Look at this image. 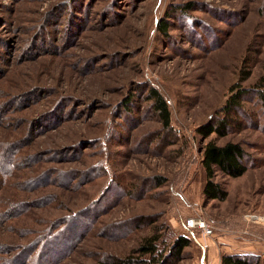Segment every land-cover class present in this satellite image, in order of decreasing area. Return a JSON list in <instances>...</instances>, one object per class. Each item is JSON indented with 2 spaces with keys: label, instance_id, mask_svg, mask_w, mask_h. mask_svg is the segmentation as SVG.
Instances as JSON below:
<instances>
[{
  "label": "rangeland",
  "instance_id": "rangeland-1",
  "mask_svg": "<svg viewBox=\"0 0 264 264\" xmlns=\"http://www.w3.org/2000/svg\"><path fill=\"white\" fill-rule=\"evenodd\" d=\"M246 60L253 88L264 0H0V264H100L154 235L191 240L176 264L264 258V94L244 97L228 136L198 131L222 118ZM211 141L254 166L217 174L225 202L203 194Z\"/></svg>",
  "mask_w": 264,
  "mask_h": 264
},
{
  "label": "trees",
  "instance_id": "trees-1",
  "mask_svg": "<svg viewBox=\"0 0 264 264\" xmlns=\"http://www.w3.org/2000/svg\"><path fill=\"white\" fill-rule=\"evenodd\" d=\"M191 7V6H189ZM158 29L164 35L168 33V23L160 21ZM249 61L244 62L239 74V81L229 88L231 94L225 105L221 108L222 115L216 123H208L199 128V133L204 138L215 134L224 138L232 131L230 124L231 115L241 110L242 102L247 94H264V76L253 88H243L241 83L248 80L252 75L251 68H245ZM246 63V64H245ZM148 98L153 101L154 109L159 115L160 121L168 129L171 127V111L167 99L162 92L154 87H149ZM132 97L124 102L125 109L130 106ZM130 109V108H128ZM202 164L206 173V185L204 196L209 201L225 202L228 198V191L221 184L215 181L218 173L238 179L243 177L253 166L247 151L239 143H226L219 145L214 141L209 142L203 149ZM191 246V240L185 236L175 239L168 247H159V238L154 235L142 242V244L128 257L109 256L100 264H176L183 259L184 253ZM221 264H264V258L255 254H225L222 256Z\"/></svg>",
  "mask_w": 264,
  "mask_h": 264
},
{
  "label": "built area",
  "instance_id": "built-area-1",
  "mask_svg": "<svg viewBox=\"0 0 264 264\" xmlns=\"http://www.w3.org/2000/svg\"><path fill=\"white\" fill-rule=\"evenodd\" d=\"M258 223H263L264 224V217L263 218H258ZM186 227L190 230H193V229H201V230H204L206 232V234H209L211 235L212 234V231L209 230V227L208 225L202 221V220H195V219H189L186 223ZM203 264H206V263H203Z\"/></svg>",
  "mask_w": 264,
  "mask_h": 264
}]
</instances>
